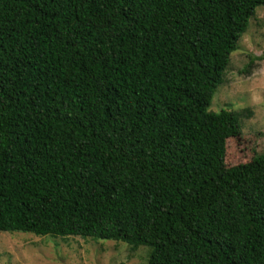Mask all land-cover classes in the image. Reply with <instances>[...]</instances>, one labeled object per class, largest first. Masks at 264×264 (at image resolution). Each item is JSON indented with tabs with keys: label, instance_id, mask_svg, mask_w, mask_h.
Returning a JSON list of instances; mask_svg holds the SVG:
<instances>
[{
	"label": "trees",
	"instance_id": "16d2710c",
	"mask_svg": "<svg viewBox=\"0 0 264 264\" xmlns=\"http://www.w3.org/2000/svg\"><path fill=\"white\" fill-rule=\"evenodd\" d=\"M264 0H0V232L264 264V154L209 110Z\"/></svg>",
	"mask_w": 264,
	"mask_h": 264
},
{
	"label": "rangeland",
	"instance_id": "374dc122",
	"mask_svg": "<svg viewBox=\"0 0 264 264\" xmlns=\"http://www.w3.org/2000/svg\"><path fill=\"white\" fill-rule=\"evenodd\" d=\"M209 110L239 114L226 141L225 166L264 154V7L248 21ZM148 254L147 247L132 251L121 242L0 232V264H146Z\"/></svg>",
	"mask_w": 264,
	"mask_h": 264
}]
</instances>
